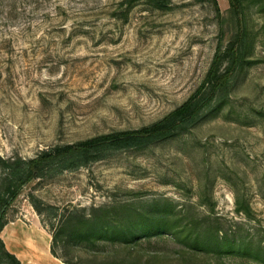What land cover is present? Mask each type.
Here are the masks:
<instances>
[{"label":"rangeland","instance_id":"374dc122","mask_svg":"<svg viewBox=\"0 0 264 264\" xmlns=\"http://www.w3.org/2000/svg\"><path fill=\"white\" fill-rule=\"evenodd\" d=\"M217 2L220 16L213 0H171L167 8L148 0H0V155L33 158L148 126L179 107L206 77L222 19L226 41L233 36L229 0ZM247 16L252 65L225 108L172 139L32 182L8 222L37 225L54 257L52 229L68 211L168 200L190 212L185 222L212 214L223 231L264 245V14L250 4ZM238 199L250 217L238 211ZM96 247L99 255L109 250ZM145 248L173 257L182 246ZM57 251L75 258L69 248ZM224 261L263 264L238 255Z\"/></svg>","mask_w":264,"mask_h":264},{"label":"trees","instance_id":"16d2710c","mask_svg":"<svg viewBox=\"0 0 264 264\" xmlns=\"http://www.w3.org/2000/svg\"><path fill=\"white\" fill-rule=\"evenodd\" d=\"M133 1L136 0H130ZM148 1L159 8H167L171 3V0ZM213 2L220 16L218 2ZM250 4L264 14V0H229L228 21L234 28L232 38L226 41L222 19L218 46L205 79L183 104L160 120L139 129L53 146L29 159L0 155V264H22L7 249L1 232L9 223L10 208L26 186L86 168L118 152L141 150L172 139L226 107L237 78L252 65V61L247 60L252 39L247 16ZM152 202L144 207L118 201L68 211L60 224L52 229V255L64 264H225L227 255L253 258L264 264L262 243L255 248L252 241L236 238L233 231H223L219 219H212V214L185 222L189 211L186 215L177 212L168 200ZM244 203L237 200L238 211L250 217L252 210ZM160 241L180 244L181 252L172 257L162 250L145 248ZM102 243L108 251L102 255L92 251ZM60 248H69L75 258L59 255L57 250ZM79 249H84L85 253Z\"/></svg>","mask_w":264,"mask_h":264},{"label":"bare ground","instance_id":"6f19581e","mask_svg":"<svg viewBox=\"0 0 264 264\" xmlns=\"http://www.w3.org/2000/svg\"><path fill=\"white\" fill-rule=\"evenodd\" d=\"M11 234L12 233H10V235ZM4 236L7 241L10 240L9 243L11 246V241H14L23 260L30 259L36 262V264H44L45 262L49 264H64L60 262V260L52 261V259L49 258L47 251V236L39 230L37 225L33 226L30 231L22 230L20 233L13 236L11 235L12 237L9 236L8 231H6Z\"/></svg>","mask_w":264,"mask_h":264},{"label":"crops","instance_id":"0c3cea01","mask_svg":"<svg viewBox=\"0 0 264 264\" xmlns=\"http://www.w3.org/2000/svg\"><path fill=\"white\" fill-rule=\"evenodd\" d=\"M32 228H33V226H32ZM31 228V229H32ZM31 229H27L26 227H25V225H23L21 222H11V223H8L6 226H5V228L3 229V231L1 232V238H2V240L4 241V243H5V245H7L6 247H7V249L11 252V253H13V254H15L19 259H20V261L22 262V264H36V262H33V261H31L30 259L29 260H23L22 258L23 257H21V255H20V252H19V250H18V247H17V245L14 243V241L12 240L11 241V243H12V246L10 245V240L9 241H7V239L5 238V233H6V231H8V235L9 236H13V235H15V234H17V233H20L22 230H24V231H30ZM10 233H12L11 235H10ZM11 236V237H12ZM49 256V258H51L52 259V261H58V259H56V258H54V257H52L51 255H48ZM61 262V261H60ZM44 264H49L48 262H45Z\"/></svg>","mask_w":264,"mask_h":264}]
</instances>
